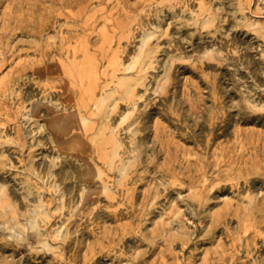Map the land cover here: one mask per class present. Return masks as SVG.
Listing matches in <instances>:
<instances>
[{"label": "rangeland", "instance_id": "374dc122", "mask_svg": "<svg viewBox=\"0 0 264 264\" xmlns=\"http://www.w3.org/2000/svg\"><path fill=\"white\" fill-rule=\"evenodd\" d=\"M0 264H264V0H0Z\"/></svg>", "mask_w": 264, "mask_h": 264}]
</instances>
